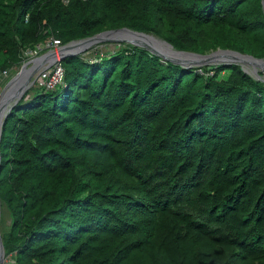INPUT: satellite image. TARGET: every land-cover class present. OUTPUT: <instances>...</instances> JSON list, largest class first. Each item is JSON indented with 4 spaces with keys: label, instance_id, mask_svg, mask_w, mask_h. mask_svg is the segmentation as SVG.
I'll return each mask as SVG.
<instances>
[{
    "label": "trees",
    "instance_id": "obj_1",
    "mask_svg": "<svg viewBox=\"0 0 264 264\" xmlns=\"http://www.w3.org/2000/svg\"><path fill=\"white\" fill-rule=\"evenodd\" d=\"M120 27L264 58L262 0H0V66ZM61 64L2 126L11 264H264V81L134 45Z\"/></svg>",
    "mask_w": 264,
    "mask_h": 264
},
{
    "label": "water",
    "instance_id": "obj_2",
    "mask_svg": "<svg viewBox=\"0 0 264 264\" xmlns=\"http://www.w3.org/2000/svg\"><path fill=\"white\" fill-rule=\"evenodd\" d=\"M262 1H264V0H262ZM122 32H129V33H131V34H133L139 38L147 37V36H144L143 34H141L142 32L133 31V30L126 28V27L107 30V31H101V32L96 33L94 35H91L89 37L75 39V40H72V41L64 44L62 47V58L65 56L76 55L81 50H84L85 48L89 47L90 45H92V44H94L100 40H104V39L124 40L121 37ZM98 36H101L99 38V40L89 42L93 38L98 37ZM148 39H149V41L144 42L145 40H143L142 43H134V44L143 46V48H145L148 51H150L151 53L159 56L164 61H169L171 63L179 64L183 67H188V68L189 67H201L204 65H217V64H232V63H234V64H239L241 66L242 70L244 72L248 73L254 79L264 81V76L257 74L258 70L264 71V64H263L264 58H257V57H254L252 55L243 54V53H240L238 51L231 50V49H217V50L212 51L210 53H203V54L191 52V51H180V50L174 49L173 46L169 43H167L169 45V47H168V46H164L162 44L156 43V42L150 40V38H148ZM71 47H75V49L77 48L76 49L77 52H72L73 50H69ZM232 55H237V56H241L242 58H245L244 62L246 64H248V67H244L241 64V62L229 59V57ZM24 67H27V63L25 64ZM40 68H41V66L37 67V69H35V71L33 73V79H35L38 76ZM29 86H30V84L26 85L25 87H20L15 99L9 105L5 106V108H3L2 119L0 122V139H1V133H2V126H3L5 118L7 117V114L9 113L11 108L21 99L22 94L24 93V91ZM0 157H1V155H0ZM0 252L2 253L3 256H5L1 235H0Z\"/></svg>",
    "mask_w": 264,
    "mask_h": 264
},
{
    "label": "rangeland",
    "instance_id": "obj_3",
    "mask_svg": "<svg viewBox=\"0 0 264 264\" xmlns=\"http://www.w3.org/2000/svg\"><path fill=\"white\" fill-rule=\"evenodd\" d=\"M263 9H264V1H263ZM120 28H122V27H120ZM116 29H118V28H116ZM107 30H112V29H107ZM107 30H104V31H107ZM141 34H143L144 36H147L148 38H150V40H152L156 43H159V44H162L164 46L169 47V45L167 44L169 42H167L165 39H163L162 37H160L156 34L146 33V32H142ZM130 41L131 40H128V39H124V40H109V39L100 40V41L90 45L89 47L85 48L84 50H81L76 55H81L82 57H88V58L93 59V58H96L98 55L106 54L107 52H111V51H116L118 49V47H128V46H133V45L143 47V46L134 44V43H142L143 41L142 42L137 41L134 43H132V41L131 42ZM218 49H220V48H218ZM213 51H215V50H213ZM72 52H77V51H72ZM210 52H212V51H209L207 53H210ZM21 56H22V61L17 63L16 65H14L11 69H5V68H2V66H0V95L4 91V89L6 87L5 85H7L9 83L10 78L14 77L18 73H20L26 63H27V67L32 66V64L31 63L28 64V62L30 60H32L33 58L25 57L23 52L21 53ZM161 60L164 61L162 58H161ZM28 71H30V70H28ZM32 72L34 73V71H32ZM32 72H28L27 74L23 75V78H24L23 82H25L23 86L30 84L31 78H29V79H27V78L33 74ZM257 74L264 76V71L258 70ZM35 80H36V78L33 79L32 84L22 94V96L26 95V99H29L30 97H32L34 95L35 91H37L39 88V86L37 85ZM1 82H3V85L1 84ZM11 218L12 217H11V212H10L9 208L6 206V204H4L0 201V234H2V236H1L2 243H3V239L7 236V233L10 229L11 220H12ZM3 247H4V245H3ZM4 253H5L4 264H11L10 263V256L11 255L10 254L6 255L5 248H4ZM0 257L2 258L1 252H0Z\"/></svg>",
    "mask_w": 264,
    "mask_h": 264
},
{
    "label": "built area",
    "instance_id": "obj_4",
    "mask_svg": "<svg viewBox=\"0 0 264 264\" xmlns=\"http://www.w3.org/2000/svg\"><path fill=\"white\" fill-rule=\"evenodd\" d=\"M61 1L64 4L70 2V0ZM63 45L60 39L51 36L45 41L37 43L32 48H25L23 51L25 57L33 58L28 62L32 66L42 56H47V63L42 64L35 80L37 85L44 91L53 90L63 83L64 68L61 64ZM39 53L42 54L40 55Z\"/></svg>",
    "mask_w": 264,
    "mask_h": 264
},
{
    "label": "bare ground",
    "instance_id": "obj_5",
    "mask_svg": "<svg viewBox=\"0 0 264 264\" xmlns=\"http://www.w3.org/2000/svg\"><path fill=\"white\" fill-rule=\"evenodd\" d=\"M121 35H122L121 37L123 39L131 40L133 43L137 42V41L142 42L143 40H145L144 42L149 41L147 37L139 38V37H137V36H135V35H133V34H131L129 32H122ZM100 37L101 36L95 37L89 42H92V41H95V40H99ZM76 49H75V47H71L69 50L76 51ZM229 59L241 62V64L244 67H248V64H246L244 62L245 58H242L241 56L232 55V56L229 57ZM44 63H47V56H42L31 67H24L21 70V72L18 73L17 75H15L13 77V79H11L9 81V83L6 85L3 93L0 95V122H1V119H2V110H3V108H5V106L9 105L15 99L20 87H25V86H23L24 83H25V82H23V80H24L23 75L27 74L28 72L35 71V69H37V67L42 66V64H44ZM263 63H264V61H263ZM28 70H30V71H28ZM29 78H31V81H30V85H31L32 82H33V74L31 76H29L27 79H29ZM4 259H5V256L2 255V258L0 257V264H4V262H5Z\"/></svg>",
    "mask_w": 264,
    "mask_h": 264
}]
</instances>
